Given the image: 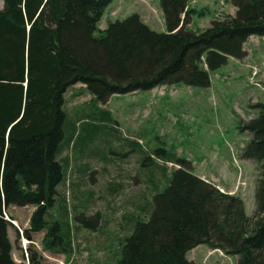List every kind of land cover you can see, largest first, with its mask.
<instances>
[{"label": "trees", "instance_id": "16d2710c", "mask_svg": "<svg viewBox=\"0 0 264 264\" xmlns=\"http://www.w3.org/2000/svg\"><path fill=\"white\" fill-rule=\"evenodd\" d=\"M189 1L159 0L166 32H155L138 14L100 30L111 0H1L0 264H18L8 234L13 219L4 217L10 207L34 208L23 237L43 233L44 252L72 253L71 230L63 231L62 216L50 214L67 173L58 156L70 87L81 84L104 104L113 95L177 83L207 88L210 72L230 58L244 59L251 36L264 37V0H228L234 16L196 32L188 26L203 13ZM254 107L259 114L246 127L253 137L242 155L260 165L254 214H246L240 197L221 193L176 159L149 218L135 222L114 264H201L186 258L200 245L236 256L238 264H264V105ZM99 112L101 122L111 119ZM97 219L76 217L86 227ZM20 237L16 230L15 242ZM25 253L28 264H41L30 248Z\"/></svg>", "mask_w": 264, "mask_h": 264}, {"label": "rangeland", "instance_id": "374dc122", "mask_svg": "<svg viewBox=\"0 0 264 264\" xmlns=\"http://www.w3.org/2000/svg\"><path fill=\"white\" fill-rule=\"evenodd\" d=\"M188 7L203 13L192 18L188 28L193 32L235 14L228 0H190ZM137 13L151 19L146 25L155 32L165 31L159 0H111L99 29ZM246 44L248 58H230L210 72L207 88L177 83L113 95L104 104L83 85L70 87L64 95V143L58 156L67 173L50 214L62 216L63 231L71 230L72 253L64 257L44 252L43 233L15 242V231L29 228L32 212L30 206L10 207L6 214L14 224L8 234L16 262L28 264L25 252L30 248L41 264H114L135 222L149 218L152 198L178 168L170 163L176 159L188 161L193 174L227 194L238 187L232 195L243 200L252 216L260 165L242 155L253 137L246 127L259 114L254 106L264 105V37L254 36ZM101 110L111 119L101 122ZM69 136L72 141L66 145ZM145 157L149 159L143 165ZM63 208L66 213L60 212ZM81 214H98V219L86 227L76 220ZM203 256L198 252L197 262ZM223 264H238V259L228 256Z\"/></svg>", "mask_w": 264, "mask_h": 264}, {"label": "crops", "instance_id": "0c3cea01", "mask_svg": "<svg viewBox=\"0 0 264 264\" xmlns=\"http://www.w3.org/2000/svg\"><path fill=\"white\" fill-rule=\"evenodd\" d=\"M234 10V9H233ZM146 12V11H145ZM138 14V13H137ZM149 15V14H148ZM139 16H140V19L145 23V24H149V22L151 21V19H149L148 17H147V19L148 20H146L143 16H142V14H140L139 13ZM162 21H163V19H162ZM163 23H164V21H163ZM164 26H165V24H164ZM98 28H99V26H98ZM101 30H104V28L103 29H101ZM164 32H166V27H165V31ZM254 36H251L247 41H246V43L247 42H250V40L253 38ZM244 44V51L246 52V57L244 58V59H247L248 58V54H249V52H248V50L246 49V45L247 44ZM202 180H204V181H206L205 179H203L202 177H200ZM11 208H16V207H11ZM18 208V207H17ZM25 208H27V207H25ZM33 207H31V212L33 211ZM9 210V209H8ZM10 238V237H9ZM10 241H11V239H10ZM11 243H12V241H11ZM13 244V243H12ZM204 250H207V251H204ZM198 252H203L204 253V256H203V259H202V261L201 262H197V260H196V257H197V254H198ZM217 257L216 258V260H211V258L212 257ZM226 257H228V256H221L220 255V252L218 251V250H211V249H209L207 246H205V245H200V246H198V247H196V248H194V249H192V250H190L187 254H186V258H187V260H189V261H192V262H195V263H201V264H223V261L226 259ZM15 260V259H14ZM16 261V260H15Z\"/></svg>", "mask_w": 264, "mask_h": 264}, {"label": "built area", "instance_id": "2783aa9c", "mask_svg": "<svg viewBox=\"0 0 264 264\" xmlns=\"http://www.w3.org/2000/svg\"><path fill=\"white\" fill-rule=\"evenodd\" d=\"M255 75H256V73L254 72V73H253V77H254ZM241 184H243V183H241ZM219 191H220L221 193H226V192H225L223 189H221V188H219ZM237 191H238V187H236L235 190H234V192H232V193H230V194H234V193L237 192ZM4 217H5V219L9 220V219H8V216H7L6 213H4ZM20 233H21V231H20ZM21 239H22V242H24L22 236H21Z\"/></svg>", "mask_w": 264, "mask_h": 264}, {"label": "water", "instance_id": "95a60500", "mask_svg": "<svg viewBox=\"0 0 264 264\" xmlns=\"http://www.w3.org/2000/svg\"><path fill=\"white\" fill-rule=\"evenodd\" d=\"M14 224V223H13Z\"/></svg>", "mask_w": 264, "mask_h": 264}]
</instances>
